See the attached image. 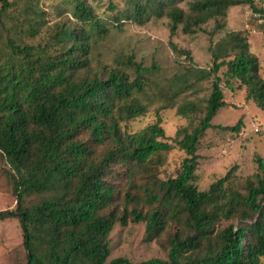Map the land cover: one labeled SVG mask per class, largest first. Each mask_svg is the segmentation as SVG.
Listing matches in <instances>:
<instances>
[{
  "label": "trees",
  "instance_id": "trees-1",
  "mask_svg": "<svg viewBox=\"0 0 264 264\" xmlns=\"http://www.w3.org/2000/svg\"><path fill=\"white\" fill-rule=\"evenodd\" d=\"M184 1L122 0L118 8L109 0V8L116 12L119 29L123 21L142 26L165 18L170 37L180 26L184 34H194L210 20L224 17L230 6L244 4L258 12L248 0H198L185 12L179 6ZM0 4V159L16 201L14 209L0 211V222L18 220L26 264H135L123 257L108 261V235L116 223L125 226L129 219L146 222L147 241L159 238L170 224L175 227L166 259L136 264H260L262 159H256L259 173L244 185L233 183L235 167L207 189L196 183L199 141L227 105L219 69L225 66L224 76L238 81L246 99L264 111V80L247 39L240 32L226 34L211 49L210 69L194 71L198 79L212 78L210 94L197 126L177 131L169 143L160 110L175 109L190 124L201 113L192 101L177 104L188 92L180 77L160 78L155 64L144 66L134 55L115 67L92 68L91 41L109 29L84 1H73L74 23L51 27H44L39 0L27 1L20 26L9 13L11 3ZM3 19H12L16 26L6 28ZM23 32L29 40L41 41L15 35ZM169 46L174 55L192 63L186 50L172 42ZM153 105V124L135 133L123 130ZM242 126L240 118L233 127L221 128L237 133ZM174 148L185 157L175 177L161 180L155 167ZM117 167L127 183L123 196L114 183ZM133 190H140L143 198ZM119 198L121 204L115 205ZM141 204L149 211L143 213ZM221 222L227 226L216 230Z\"/></svg>",
  "mask_w": 264,
  "mask_h": 264
},
{
  "label": "rangeland",
  "instance_id": "rangeland-1",
  "mask_svg": "<svg viewBox=\"0 0 264 264\" xmlns=\"http://www.w3.org/2000/svg\"><path fill=\"white\" fill-rule=\"evenodd\" d=\"M11 3L9 13L18 18L20 26L24 21V8L28 0H8ZM74 0H39V5L44 11L46 26L55 24L74 23L71 16ZM95 12L102 24L109 29L106 36L95 35L91 41L90 65L94 69H102L103 66L115 67L126 56L134 55L136 62L144 66L155 64L158 67L160 78L180 77V84L187 89L177 104L184 101L194 102L201 113L192 118V123L187 119L177 116L175 109L159 111L161 128L169 143L176 138L177 131L183 128L190 130L197 126L204 102L210 94L212 78L198 79L194 71L210 69L212 65L211 49L226 34L240 32L248 42L249 51L257 58L259 73L264 80V26L250 15V7L244 4L234 5L227 8L224 17H218L202 25L192 35L184 34L181 26L174 36L170 37L168 21L165 18L152 19L148 23L138 26L128 21H123L119 29L114 22L116 12L109 8V0H81ZM118 8L123 6L122 0H112ZM198 0H185L179 6L188 12L190 4ZM241 1V0H239ZM258 6V3H257ZM1 7V4H0ZM28 17V16H27ZM22 19V20H21ZM4 26L16 24L12 19H3ZM217 25L219 28H217ZM84 27L77 24L76 27ZM254 33H251V30ZM20 31V29H18ZM44 31L42 34H44ZM5 30H1L4 36ZM16 33L15 35L29 40L27 34ZM14 35V37H16ZM36 43L38 38L29 40ZM174 43L179 49L186 50L191 59L184 56L177 57L172 52L169 43ZM1 46V39H0ZM226 67H221L218 76L221 78V90L226 101V107L221 109L212 120L213 127L208 129L199 141L197 154L200 159L196 175V183L200 190L207 189L217 179L224 177L227 172L235 167L232 181L236 185H244L246 180L252 179L259 173L257 158L262 159L264 164V111L259 109L252 100L246 99L245 88L239 82L229 76H224ZM194 74V75H193ZM157 105L151 106L148 111L133 121L125 123L122 128L128 133H135L147 125L156 121ZM243 120L241 128L244 133L223 130L221 127H233L239 119ZM259 126V131H250V125ZM223 150L225 152L223 153ZM185 157L183 151L174 148L164 154L159 165L155 167V175L161 180L175 177L179 171L181 161ZM122 169L116 168L115 185L123 196L127 190V183L121 175ZM137 197L142 199L140 190H133ZM39 200V197H34ZM31 202L32 200L29 199ZM119 198L116 204H121ZM15 198L11 190L10 176L7 166L0 159V211L15 208ZM139 208L143 213L149 211V206L141 204ZM238 225L237 221L232 222ZM227 226V223H219L216 230ZM175 232V227L170 224L159 238L151 241L146 240V222H132L121 226L116 223L108 235L109 260L117 257L127 258L132 263L148 261L159 258L166 259L169 237ZM0 264H26V253L23 249V238L19 222L15 218H9L0 222ZM264 264V258L260 260Z\"/></svg>",
  "mask_w": 264,
  "mask_h": 264
},
{
  "label": "built area",
  "instance_id": "built-area-1",
  "mask_svg": "<svg viewBox=\"0 0 264 264\" xmlns=\"http://www.w3.org/2000/svg\"><path fill=\"white\" fill-rule=\"evenodd\" d=\"M250 1L251 3L254 4V6L257 7L258 9V12L256 11H253V9H250V15L256 19L260 25H263L264 26V0H248ZM257 3H258V6H257ZM251 30V33H254V30L253 29H250ZM250 131H252L253 133H257L259 131V126L252 123L250 125ZM244 133V131L240 130L237 135L238 136H241L242 134ZM225 152V150H223V153Z\"/></svg>",
  "mask_w": 264,
  "mask_h": 264
}]
</instances>
